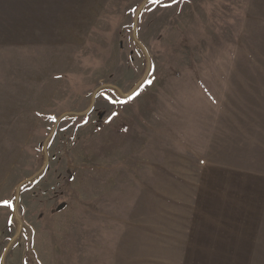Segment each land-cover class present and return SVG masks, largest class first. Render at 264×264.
<instances>
[{"label":"rangeland","instance_id":"obj_1","mask_svg":"<svg viewBox=\"0 0 264 264\" xmlns=\"http://www.w3.org/2000/svg\"><path fill=\"white\" fill-rule=\"evenodd\" d=\"M0 264H264V0H0Z\"/></svg>","mask_w":264,"mask_h":264},{"label":"crops","instance_id":"obj_2","mask_svg":"<svg viewBox=\"0 0 264 264\" xmlns=\"http://www.w3.org/2000/svg\"><path fill=\"white\" fill-rule=\"evenodd\" d=\"M255 212L258 213V206H257V203H256V206H255Z\"/></svg>","mask_w":264,"mask_h":264},{"label":"snow or ice","instance_id":"obj_3","mask_svg":"<svg viewBox=\"0 0 264 264\" xmlns=\"http://www.w3.org/2000/svg\"><path fill=\"white\" fill-rule=\"evenodd\" d=\"M153 2H157V0H153ZM129 99H131V97H129ZM5 203H7V202H5Z\"/></svg>","mask_w":264,"mask_h":264},{"label":"water","instance_id":"obj_4","mask_svg":"<svg viewBox=\"0 0 264 264\" xmlns=\"http://www.w3.org/2000/svg\"><path fill=\"white\" fill-rule=\"evenodd\" d=\"M134 32H135V26H134ZM124 96H127L128 94H123Z\"/></svg>","mask_w":264,"mask_h":264}]
</instances>
